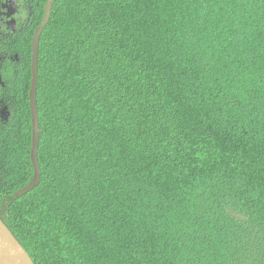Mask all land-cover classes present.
Segmentation results:
<instances>
[{"label": "trees", "instance_id": "trees-1", "mask_svg": "<svg viewBox=\"0 0 264 264\" xmlns=\"http://www.w3.org/2000/svg\"><path fill=\"white\" fill-rule=\"evenodd\" d=\"M0 32V220L33 264H264V0H56Z\"/></svg>", "mask_w": 264, "mask_h": 264}, {"label": "water", "instance_id": "water-1", "mask_svg": "<svg viewBox=\"0 0 264 264\" xmlns=\"http://www.w3.org/2000/svg\"><path fill=\"white\" fill-rule=\"evenodd\" d=\"M56 0H46L43 8V16L40 24L34 30L31 40V80L29 87V107L32 124V137L30 148V161L33 169V176L30 182L15 192L14 197L19 198L33 190L40 179V169L37 160L39 126L36 106V86L38 73V48L41 33L48 23L51 9ZM0 264H33L31 258L23 247L18 243L12 233L0 220Z\"/></svg>", "mask_w": 264, "mask_h": 264}, {"label": "flooded vegetation", "instance_id": "flooded-vegetation-1", "mask_svg": "<svg viewBox=\"0 0 264 264\" xmlns=\"http://www.w3.org/2000/svg\"><path fill=\"white\" fill-rule=\"evenodd\" d=\"M27 20V9L21 0H0V32L14 33L25 26Z\"/></svg>", "mask_w": 264, "mask_h": 264}]
</instances>
